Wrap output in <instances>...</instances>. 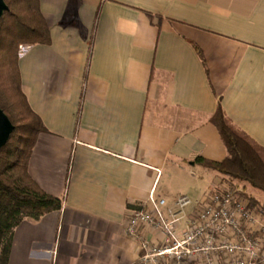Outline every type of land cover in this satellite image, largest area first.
<instances>
[{"label": "crops", "instance_id": "obj_1", "mask_svg": "<svg viewBox=\"0 0 264 264\" xmlns=\"http://www.w3.org/2000/svg\"><path fill=\"white\" fill-rule=\"evenodd\" d=\"M40 6L51 42L19 58L46 129L29 173L63 204L15 229L9 264H137L130 213L151 192L200 201L223 178L195 162L227 156L219 108L264 148V0Z\"/></svg>", "mask_w": 264, "mask_h": 264}, {"label": "trees", "instance_id": "obj_2", "mask_svg": "<svg viewBox=\"0 0 264 264\" xmlns=\"http://www.w3.org/2000/svg\"><path fill=\"white\" fill-rule=\"evenodd\" d=\"M8 11L0 20V108L13 124L0 150V264H9L15 229L26 219L40 220L59 211L62 200L44 192L29 173V160L38 136L46 131L22 91L18 50L22 44L48 45L51 34L40 0H5ZM210 121L226 147L221 162L197 157L195 162L220 173L216 184L239 188L242 197L264 213V205L247 186L264 194V148L238 129L219 108Z\"/></svg>", "mask_w": 264, "mask_h": 264}, {"label": "built area", "instance_id": "obj_3", "mask_svg": "<svg viewBox=\"0 0 264 264\" xmlns=\"http://www.w3.org/2000/svg\"><path fill=\"white\" fill-rule=\"evenodd\" d=\"M240 190L219 183L200 201L179 195L171 204L151 192L125 225L137 264H264V213Z\"/></svg>", "mask_w": 264, "mask_h": 264}, {"label": "water", "instance_id": "obj_4", "mask_svg": "<svg viewBox=\"0 0 264 264\" xmlns=\"http://www.w3.org/2000/svg\"><path fill=\"white\" fill-rule=\"evenodd\" d=\"M8 6L5 0H0V20L4 16L5 12L8 11ZM1 29V28H0ZM14 126L7 117V115L0 108V150L7 144L10 139Z\"/></svg>", "mask_w": 264, "mask_h": 264}, {"label": "rangeland", "instance_id": "obj_5", "mask_svg": "<svg viewBox=\"0 0 264 264\" xmlns=\"http://www.w3.org/2000/svg\"><path fill=\"white\" fill-rule=\"evenodd\" d=\"M21 47H24V48H29V45L27 44H22L20 47H19V50H18V54L20 52V48ZM246 191L251 194L252 196H254L257 200H259L263 205H264V194L261 193L260 191L258 190H255L253 189L252 187L250 186H247V189ZM177 196L175 195H170L169 197H162V198H165L167 200V202L169 204H171V201L174 200Z\"/></svg>", "mask_w": 264, "mask_h": 264}]
</instances>
